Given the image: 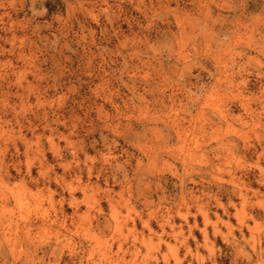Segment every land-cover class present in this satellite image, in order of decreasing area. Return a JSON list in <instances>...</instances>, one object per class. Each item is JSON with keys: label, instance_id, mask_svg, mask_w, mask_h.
Instances as JSON below:
<instances>
[{"label": "rangeland", "instance_id": "rangeland-1", "mask_svg": "<svg viewBox=\"0 0 264 264\" xmlns=\"http://www.w3.org/2000/svg\"><path fill=\"white\" fill-rule=\"evenodd\" d=\"M0 264H264V0H0Z\"/></svg>", "mask_w": 264, "mask_h": 264}]
</instances>
